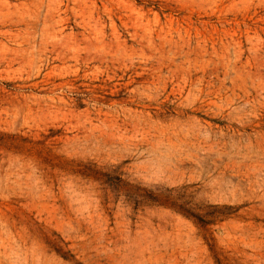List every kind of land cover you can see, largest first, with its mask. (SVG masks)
I'll use <instances>...</instances> for the list:
<instances>
[{
  "label": "rangeland",
  "instance_id": "1",
  "mask_svg": "<svg viewBox=\"0 0 264 264\" xmlns=\"http://www.w3.org/2000/svg\"><path fill=\"white\" fill-rule=\"evenodd\" d=\"M0 264H264V0H0Z\"/></svg>",
  "mask_w": 264,
  "mask_h": 264
}]
</instances>
